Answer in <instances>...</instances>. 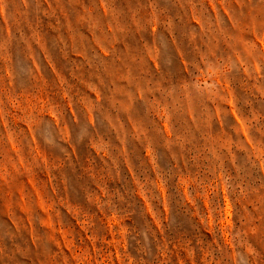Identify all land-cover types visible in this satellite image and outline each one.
Instances as JSON below:
<instances>
[{"label":"rangeland","instance_id":"obj_1","mask_svg":"<svg viewBox=\"0 0 264 264\" xmlns=\"http://www.w3.org/2000/svg\"><path fill=\"white\" fill-rule=\"evenodd\" d=\"M0 264H264V0H0Z\"/></svg>","mask_w":264,"mask_h":264}]
</instances>
